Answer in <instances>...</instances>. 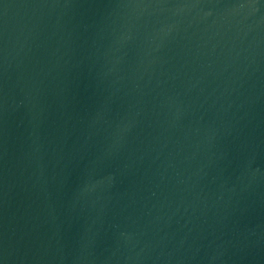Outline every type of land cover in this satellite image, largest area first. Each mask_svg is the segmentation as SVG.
Segmentation results:
<instances>
[{
  "label": "water",
  "instance_id": "obj_1",
  "mask_svg": "<svg viewBox=\"0 0 264 264\" xmlns=\"http://www.w3.org/2000/svg\"><path fill=\"white\" fill-rule=\"evenodd\" d=\"M0 264H264V0H0Z\"/></svg>",
  "mask_w": 264,
  "mask_h": 264
}]
</instances>
